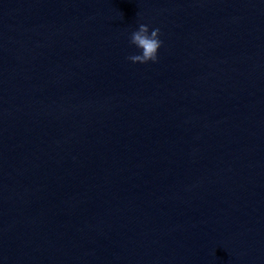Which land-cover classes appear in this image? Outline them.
Masks as SVG:
<instances>
[{
    "label": "water",
    "instance_id": "obj_1",
    "mask_svg": "<svg viewBox=\"0 0 264 264\" xmlns=\"http://www.w3.org/2000/svg\"><path fill=\"white\" fill-rule=\"evenodd\" d=\"M0 264H264V0H0Z\"/></svg>",
    "mask_w": 264,
    "mask_h": 264
},
{
    "label": "clouds",
    "instance_id": "obj_2",
    "mask_svg": "<svg viewBox=\"0 0 264 264\" xmlns=\"http://www.w3.org/2000/svg\"><path fill=\"white\" fill-rule=\"evenodd\" d=\"M130 43L137 49L136 54L128 57L131 63L146 64L148 62H157L158 50L162 46L158 28L150 31L147 25L140 24L138 30L132 32Z\"/></svg>",
    "mask_w": 264,
    "mask_h": 264
}]
</instances>
